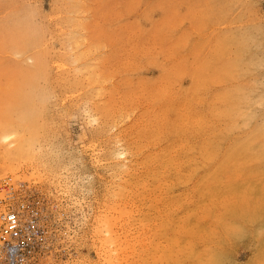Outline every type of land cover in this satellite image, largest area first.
<instances>
[{
	"label": "rangeland",
	"instance_id": "rangeland-1",
	"mask_svg": "<svg viewBox=\"0 0 264 264\" xmlns=\"http://www.w3.org/2000/svg\"><path fill=\"white\" fill-rule=\"evenodd\" d=\"M4 186L45 264H264V0H0Z\"/></svg>",
	"mask_w": 264,
	"mask_h": 264
},
{
	"label": "built area",
	"instance_id": "built-area-1",
	"mask_svg": "<svg viewBox=\"0 0 264 264\" xmlns=\"http://www.w3.org/2000/svg\"><path fill=\"white\" fill-rule=\"evenodd\" d=\"M0 264H45L55 253L46 202L29 191L0 187Z\"/></svg>",
	"mask_w": 264,
	"mask_h": 264
},
{
	"label": "bare ground",
	"instance_id": "bare-ground-1",
	"mask_svg": "<svg viewBox=\"0 0 264 264\" xmlns=\"http://www.w3.org/2000/svg\"><path fill=\"white\" fill-rule=\"evenodd\" d=\"M14 153V152H13ZM12 154V153H11ZM2 165V164H1ZM2 167V166H1ZM3 167H5L6 168V166L4 165Z\"/></svg>",
	"mask_w": 264,
	"mask_h": 264
}]
</instances>
